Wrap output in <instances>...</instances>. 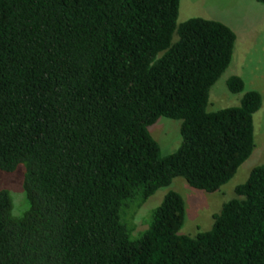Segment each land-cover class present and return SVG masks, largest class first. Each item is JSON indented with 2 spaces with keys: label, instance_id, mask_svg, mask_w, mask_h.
I'll use <instances>...</instances> for the list:
<instances>
[{
  "label": "trees",
  "instance_id": "trees-1",
  "mask_svg": "<svg viewBox=\"0 0 264 264\" xmlns=\"http://www.w3.org/2000/svg\"><path fill=\"white\" fill-rule=\"evenodd\" d=\"M181 3L0 0V264H264V161L195 235L177 190L143 210L176 177L221 189L256 146L259 90L209 110L236 31L178 22ZM162 116L181 120L169 154Z\"/></svg>",
  "mask_w": 264,
  "mask_h": 264
},
{
  "label": "rangeland",
  "instance_id": "rangeland-1",
  "mask_svg": "<svg viewBox=\"0 0 264 264\" xmlns=\"http://www.w3.org/2000/svg\"><path fill=\"white\" fill-rule=\"evenodd\" d=\"M195 15L218 18L237 33L232 62L211 89L209 110L238 105L244 93L251 89L262 93L263 105L254 114L255 149L238 173L221 189L207 192L192 187L183 177H176L171 185L160 188L145 202L143 210L152 212L169 190L179 191L186 202V218L181 232L192 235L212 227L213 213L220 211L223 203L234 195L235 185L244 181L251 169L264 161V4L256 0H182L178 22ZM234 74L245 80L246 87L241 93H232L227 86L228 79ZM180 128L181 120L162 116L149 130L159 141L162 153L169 154L181 143ZM8 178L14 179L15 176ZM11 195L13 213L19 215L24 209L16 207L12 191Z\"/></svg>",
  "mask_w": 264,
  "mask_h": 264
}]
</instances>
